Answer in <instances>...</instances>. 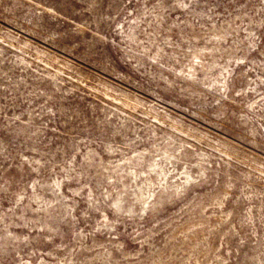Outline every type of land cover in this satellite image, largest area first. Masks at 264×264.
<instances>
[{"label": "rangeland", "instance_id": "obj_1", "mask_svg": "<svg viewBox=\"0 0 264 264\" xmlns=\"http://www.w3.org/2000/svg\"><path fill=\"white\" fill-rule=\"evenodd\" d=\"M0 264H264V0H0Z\"/></svg>", "mask_w": 264, "mask_h": 264}]
</instances>
